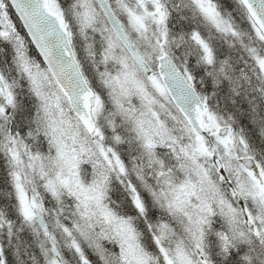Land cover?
I'll use <instances>...</instances> for the list:
<instances>
[{
  "label": "snow or ice",
  "instance_id": "obj_1",
  "mask_svg": "<svg viewBox=\"0 0 264 264\" xmlns=\"http://www.w3.org/2000/svg\"><path fill=\"white\" fill-rule=\"evenodd\" d=\"M0 264H264V0H0Z\"/></svg>",
  "mask_w": 264,
  "mask_h": 264
}]
</instances>
